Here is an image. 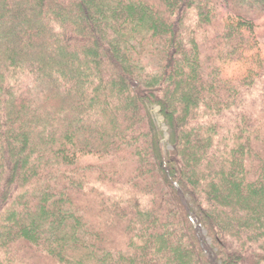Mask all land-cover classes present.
<instances>
[{
    "label": "trees",
    "instance_id": "1",
    "mask_svg": "<svg viewBox=\"0 0 264 264\" xmlns=\"http://www.w3.org/2000/svg\"><path fill=\"white\" fill-rule=\"evenodd\" d=\"M262 38L264 0H0V264H264Z\"/></svg>",
    "mask_w": 264,
    "mask_h": 264
},
{
    "label": "rangeland",
    "instance_id": "2",
    "mask_svg": "<svg viewBox=\"0 0 264 264\" xmlns=\"http://www.w3.org/2000/svg\"><path fill=\"white\" fill-rule=\"evenodd\" d=\"M260 47H261L262 53L264 54V38L261 39ZM151 112H152L154 118L156 119L157 123L159 124V126L164 130L165 127L163 125L162 117L158 113V108L152 107Z\"/></svg>",
    "mask_w": 264,
    "mask_h": 264
}]
</instances>
